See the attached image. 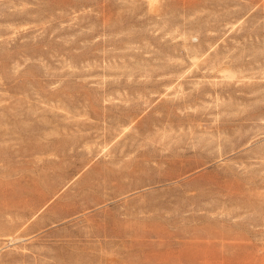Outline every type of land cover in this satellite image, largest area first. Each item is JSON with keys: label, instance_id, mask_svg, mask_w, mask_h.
I'll list each match as a JSON object with an SVG mask.
<instances>
[{"label": "rangeland", "instance_id": "1", "mask_svg": "<svg viewBox=\"0 0 264 264\" xmlns=\"http://www.w3.org/2000/svg\"><path fill=\"white\" fill-rule=\"evenodd\" d=\"M0 264H264V0H0Z\"/></svg>", "mask_w": 264, "mask_h": 264}]
</instances>
